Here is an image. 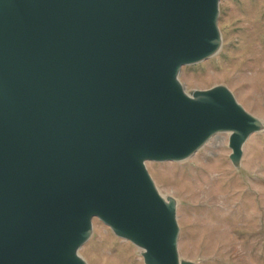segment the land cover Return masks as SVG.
<instances>
[{"label": "water", "instance_id": "obj_1", "mask_svg": "<svg viewBox=\"0 0 264 264\" xmlns=\"http://www.w3.org/2000/svg\"><path fill=\"white\" fill-rule=\"evenodd\" d=\"M219 14L220 0H0V264H88L94 218L145 264H193L146 164L229 132L239 165L264 129L228 87L180 80L221 49Z\"/></svg>", "mask_w": 264, "mask_h": 264}, {"label": "rangeland", "instance_id": "obj_2", "mask_svg": "<svg viewBox=\"0 0 264 264\" xmlns=\"http://www.w3.org/2000/svg\"><path fill=\"white\" fill-rule=\"evenodd\" d=\"M222 47L184 66L189 93L228 87L264 123V0H220ZM229 132L215 134L183 161L147 162L157 188L177 202L179 254L193 264H264V129L250 136L239 165ZM142 249L99 218L81 247L88 264H145Z\"/></svg>", "mask_w": 264, "mask_h": 264}]
</instances>
